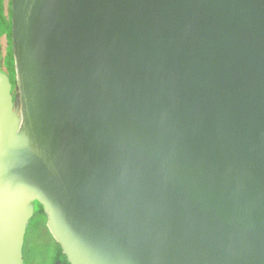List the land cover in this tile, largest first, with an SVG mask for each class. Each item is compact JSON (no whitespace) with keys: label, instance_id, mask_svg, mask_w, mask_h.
<instances>
[{"label":"water","instance_id":"1","mask_svg":"<svg viewBox=\"0 0 264 264\" xmlns=\"http://www.w3.org/2000/svg\"><path fill=\"white\" fill-rule=\"evenodd\" d=\"M11 9L0 264L36 203L70 264H264V0Z\"/></svg>","mask_w":264,"mask_h":264},{"label":"trees","instance_id":"2","mask_svg":"<svg viewBox=\"0 0 264 264\" xmlns=\"http://www.w3.org/2000/svg\"><path fill=\"white\" fill-rule=\"evenodd\" d=\"M12 8V0H0V60H6L9 70H11V80L15 81V67L14 65V57L12 50V16L13 10ZM6 37L8 47L6 49V54L4 55V48L2 45V38ZM32 221H38L37 228L30 235H26V241L24 246V258H28L30 262H41L43 259V254L46 249V239L43 235L42 227L44 226L47 230V233L50 236V239L56 244L55 254L52 256L49 264H56L57 262H61L62 264H70L67 261L66 256L63 254V250L61 246L53 239L52 234L50 233L47 227V215L43 209V207L36 203L35 215L32 218ZM29 229V227H28Z\"/></svg>","mask_w":264,"mask_h":264},{"label":"rangeland","instance_id":"3","mask_svg":"<svg viewBox=\"0 0 264 264\" xmlns=\"http://www.w3.org/2000/svg\"><path fill=\"white\" fill-rule=\"evenodd\" d=\"M5 41H7V39H6V37H3L2 38V45L4 44ZM10 72H11V70H10ZM37 225H38V221L30 222L29 229H28L26 235H30L31 233H34L33 231L37 228ZM42 231H43V235L47 241L46 242V249H45V252L43 254L42 261L37 262L36 264H49V262L52 259V256L55 254L56 244L52 241V239H50V236L47 233V230L44 226L42 227ZM25 264H34V262H30V260L28 258H26Z\"/></svg>","mask_w":264,"mask_h":264},{"label":"flooded vegetation","instance_id":"4","mask_svg":"<svg viewBox=\"0 0 264 264\" xmlns=\"http://www.w3.org/2000/svg\"><path fill=\"white\" fill-rule=\"evenodd\" d=\"M3 66V65H2ZM1 66V67H2ZM2 70L4 71V72H6V73H8L9 74V71H8V69L7 70H5L3 67H2ZM10 76V75H9ZM10 78H11V76H10ZM13 83H15V81L13 82Z\"/></svg>","mask_w":264,"mask_h":264}]
</instances>
